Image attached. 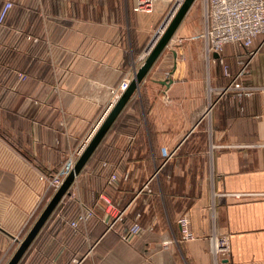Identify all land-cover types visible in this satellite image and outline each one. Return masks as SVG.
Masks as SVG:
<instances>
[{
  "label": "crops",
  "instance_id": "crops-1",
  "mask_svg": "<svg viewBox=\"0 0 264 264\" xmlns=\"http://www.w3.org/2000/svg\"><path fill=\"white\" fill-rule=\"evenodd\" d=\"M9 1L0 24V264L56 189L41 169L65 177L169 5L157 0L142 13L135 0ZM205 23L204 0H194L20 264H264V38L216 52ZM249 57L241 83L254 92L210 101ZM81 211L91 214L71 225ZM181 216L193 237L183 238ZM134 222L139 232L124 239ZM219 236L227 259L211 251Z\"/></svg>",
  "mask_w": 264,
  "mask_h": 264
},
{
  "label": "built area",
  "instance_id": "built-area-1",
  "mask_svg": "<svg viewBox=\"0 0 264 264\" xmlns=\"http://www.w3.org/2000/svg\"><path fill=\"white\" fill-rule=\"evenodd\" d=\"M157 0H135L133 10L142 13H152ZM183 0H169L166 15L160 28L155 31L154 38L146 46L140 58L145 57L150 53L160 36L163 34L168 24L176 14L181 6ZM205 4V29L203 32L207 48L216 52H221L224 46L228 43H236L245 48L252 45L254 38L259 35H264V0H204ZM12 2L7 0L0 5V24L5 20ZM226 70V69H225ZM242 72L238 73V77ZM235 82V78L232 79ZM129 82L123 84V89ZM254 87L241 85L235 83L226 90H237L248 93L254 92ZM123 91V90H122ZM212 103L209 102L207 110L210 109ZM162 153L166 154L167 151L162 149ZM40 179H47L49 184L56 189L59 187L64 177L61 175H53L46 177L40 175ZM111 180L115 179V175H111ZM91 214L90 211L79 212L75 219L70 222L71 225L76 226L78 222L84 221L86 216ZM120 213L115 214V219L120 218ZM182 227L183 238L193 237L192 231L189 230V219L186 216H181L178 219ZM140 230L138 223H132L128 229L122 234L124 239H129L137 234ZM211 251L216 260L227 259L229 253V242L227 237L219 236L213 241Z\"/></svg>",
  "mask_w": 264,
  "mask_h": 264
},
{
  "label": "water",
  "instance_id": "water-1",
  "mask_svg": "<svg viewBox=\"0 0 264 264\" xmlns=\"http://www.w3.org/2000/svg\"><path fill=\"white\" fill-rule=\"evenodd\" d=\"M194 0H183L181 6L177 10L176 14L168 24L167 28L160 36L154 47L151 49L150 53L145 57L141 65L138 67L137 71L135 72L134 77L129 81L127 86L123 89L115 103L113 104L110 111L107 113L106 117L103 119L95 133L92 135L91 139L84 147L82 152L79 154L77 159L75 160L74 164L72 165L71 169L65 175L63 181L56 189L53 196L47 202L37 219L35 220L34 224L27 232L25 237L19 241L17 248L15 249L14 253L11 255L9 260L6 264H18L21 260L22 256L32 243L33 239L36 237L46 220L49 218L53 210L55 209L56 205L61 200L62 196L66 193L69 186L74 181L75 177L78 175L80 170L83 168L93 151L95 150L96 146L102 140L108 129L110 128L113 121L116 119L120 111L122 110L123 106L129 99V97L133 94V92L137 89L138 83L143 79L146 73L149 71L161 51L166 47L169 40L171 39L173 33L175 32L176 28L180 24L181 20L183 19L184 15L188 11L189 7L191 6Z\"/></svg>",
  "mask_w": 264,
  "mask_h": 264
},
{
  "label": "rangeland",
  "instance_id": "rangeland-1",
  "mask_svg": "<svg viewBox=\"0 0 264 264\" xmlns=\"http://www.w3.org/2000/svg\"><path fill=\"white\" fill-rule=\"evenodd\" d=\"M169 6V5H168ZM168 6H167V8H168ZM167 8H166V10L163 12V14H162V16L160 17V19H159V21L156 23V25H155V27H153V29H152V31H151V33H150V35H149V37H148V40H147V42H146V45L144 46V48H143V51H144V49L146 48V46L150 43V41L154 38V35H155V31H157L159 28H160V24L161 23H163V21H164V17H165V15H166V12H167ZM264 38V37H263ZM260 40L262 41V38H260ZM264 40V39H263ZM263 42V41H262ZM259 48H261V46H254L253 47V51L251 50V52H250V55H252L253 53H254V51L256 52L257 51V49H259ZM252 57V56H251ZM251 57H249L248 58V60H247V62L246 63H243L244 64V67L242 68V73L238 76V77H236L237 76V74H236V72L235 73H230V77H229V82L228 83H226L225 85H223L222 86V88H221V90H219V89H215V90H211V92H210V96H209V98H210V101H214V99H218L219 97H221V96H223L224 95V93H227L228 92V90H226L228 87H230L231 85H234L236 82L237 83H240V84H242L241 83V81H242V74L247 70H249V68L250 67H252V65H251ZM228 74V73H227ZM235 78V82H232V79H234ZM243 85V84H242ZM232 91V90H231ZM222 93H223V95H222Z\"/></svg>",
  "mask_w": 264,
  "mask_h": 264
},
{
  "label": "trees",
  "instance_id": "trees-1",
  "mask_svg": "<svg viewBox=\"0 0 264 264\" xmlns=\"http://www.w3.org/2000/svg\"><path fill=\"white\" fill-rule=\"evenodd\" d=\"M258 36H260V38H263L264 35L263 34H259ZM134 98L133 94L129 97V99L127 100V102L125 103V105L123 106L122 110L120 112H124L126 106L130 103V101ZM103 139V138H102ZM97 147V146H96ZM94 154V152H93ZM93 154H91V156L89 157V159L87 160V162H90L92 159ZM28 158V156H27ZM59 168L57 169H53V170H46V169H41V172L46 175L47 177H51L54 173H56L58 171ZM81 171V170H80ZM73 184V182H72ZM72 184L69 186L68 190L66 191V193L64 195H69L71 192V187ZM52 188V187H51ZM56 189L54 190L53 188L51 189V197L53 196V194L55 193ZM46 203L41 207L39 213L36 215V217L32 220V222L30 223V225L23 231V233L21 234V240L25 237V235L27 234V232L30 230V228L32 227V225L34 224L35 220L37 219V217L39 216V214L41 213V211L43 210V208L45 207ZM58 208V204L56 205L55 209L53 210V212L51 213V215L49 216L48 220L50 219V217L54 214V211H56V209ZM78 214V213H77ZM76 214V215H77ZM75 215V216H76ZM48 220L44 223V226H42L40 232L44 229L45 225L47 224ZM39 232V233H40ZM39 235V234H38ZM37 235V236H38ZM36 236V237H37ZM36 239V238H34ZM34 241V240H33ZM33 245V242L30 244V246L28 247V249L26 250V252L24 253V255L22 256L21 260L19 261L18 264L21 263L22 259L24 258L25 254L27 253V251L29 250V248ZM16 248H13L12 250V254L15 251ZM8 261V260H7ZM7 261L4 263L6 264Z\"/></svg>",
  "mask_w": 264,
  "mask_h": 264
}]
</instances>
